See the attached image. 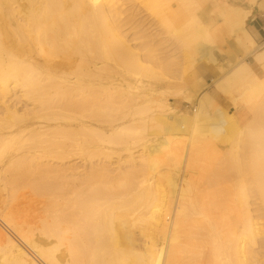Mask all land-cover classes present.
<instances>
[{
	"label": "bare ground",
	"instance_id": "obj_1",
	"mask_svg": "<svg viewBox=\"0 0 264 264\" xmlns=\"http://www.w3.org/2000/svg\"><path fill=\"white\" fill-rule=\"evenodd\" d=\"M208 1L0 0V184L47 194L34 223L0 199V264H264V49L262 75L244 61L264 3ZM225 59L244 125L200 92Z\"/></svg>",
	"mask_w": 264,
	"mask_h": 264
},
{
	"label": "rangeland",
	"instance_id": "obj_2",
	"mask_svg": "<svg viewBox=\"0 0 264 264\" xmlns=\"http://www.w3.org/2000/svg\"><path fill=\"white\" fill-rule=\"evenodd\" d=\"M206 2H207V4L208 5H210V2L208 1V0H206ZM204 5L203 6H208L205 2L203 3ZM174 6V5H173ZM260 14V13H259ZM250 18L251 17H249L247 20H246V22H245V28H246V26L248 25V23H249V20H250ZM164 36H166L165 37V42H164V40H163V48H164V46L166 47L167 46V48H164V52L166 53L167 51H169L170 53H168L169 54V56L170 55H176V53H177V55L179 54V52L178 51H176V53H175V51H173V53H172V48H173V50H175L176 48H175V44H173L174 42V40L171 42V40H172V38H168V36L165 34ZM167 39H169V40H167ZM168 41V42H167ZM171 44H170V43ZM168 44H170V46H168ZM171 45H172V48H170L171 47ZM254 46V47H253ZM162 47H159L158 46V48L161 50V52H160V50L158 49V52H160L161 54L162 53H164L163 52V48ZM175 48V49H174ZM165 49H168V50H166L165 51ZM170 49H171V51H170ZM231 51H230V50ZM250 49L251 50H253L251 53H249V55H248V53H246L247 51H245V49H244V53L246 54L245 55V58H244V61H246L248 64H249V66L251 67V69L253 70V72L255 73V74H257L258 76H260V75H262V64L261 63H259V62H255V60L252 58L253 56H254V54H255V52L257 51V52H259V51H261V50H263L264 49V41H262L261 43H257V44H255L254 43V41H253V44L251 45V46H249V48H248V51H250ZM177 50V49H176ZM223 50H225V51H223ZM227 51H229V53L231 54V52H232V48L231 47H229L228 45L226 46L225 44L222 46V52L227 56V55H229V53L227 52ZM164 53V54H165ZM168 54H165V55H163V56H165V58L164 57H162L163 59H170V57L169 56H166V55H168ZM176 55V56H177ZM180 55V54H179ZM179 55L177 56V58L179 57ZM162 56V55H161ZM167 57H169V58H167ZM175 57V56H174ZM177 58H175V59H177ZM180 58V57H179ZM178 58V59H179ZM226 58V57H225ZM181 59V58H180ZM179 59V60H180ZM246 59V60H245ZM253 59V60H252ZM171 60V59H170ZM172 60H174V59H172ZM171 60V61H172ZM175 61V62H180V61ZM226 61H218L214 66H212V67H208V66H203V63H206V61L204 62V60H202L201 62H199V64L201 65V67H200V71H201V73H203V79H204V76L206 77L203 81H204V83H205V86L200 90V92H207L212 98H213V106H220V107H222L223 109H225V112H226V114L229 116V115H231V117H232V119L234 120V121H237V122H239V123H241L242 125H244V124H246L249 120H250V116H249V112L247 111V108L245 107V106H243V105H241L240 103H239V105L237 106V105H233L232 104V102H231V100H229L230 98H231V96L230 97H228L229 95H227L226 94V96H225V94H223V93H221L217 88H216V86L214 85V83L212 82V79H213V77H214V74L216 73V71H218V69H217V67H220V65L222 64H228V59H225ZM169 61V60H168ZM252 61V62H251ZM174 62V64H172L171 65V69L172 68H174V67H176L175 65H176V63ZM181 62H182V60H181ZM219 63V64H218ZM171 64V63H170ZM178 64V63H177ZM168 65H169V63H168ZM173 65H174V67H173ZM221 65V66H222ZM171 69H168L169 71L171 70ZM167 71V70H166ZM205 88V89H204ZM205 90V91H204ZM174 95H168V96H170V97H168V103L171 105V107H172V111L173 112H170V113H177L178 115L177 116H174V117H177V118H179V119H184L183 117H180V114H181V116L184 114V113H187V114H189V113H191V112H194V110H195V107L193 106V105H191V104H188V103H186L185 102V100H183V98H182V96H183V93H173ZM175 94H177V96L175 95ZM233 95H237V93L235 92H233ZM173 96V97H172ZM201 110H199L197 113L198 114H201ZM179 116V117H178ZM174 122V121H173ZM183 122V123H182ZM182 123V124H181ZM176 124H178L177 126H178V129L179 128H181V129H183V131L186 129V127L185 126H187V123H185L183 120L182 121H179L178 123H176ZM183 125V127L181 126V125ZM181 126V127H180ZM180 129V130H181ZM114 148V149H113ZM113 153H110V154H112V156H111V161H109V162H111V165H115L116 164V161H117V164L116 165H119L118 163L119 162H124L125 160L124 159H127V158H125V157H127L126 155H125V153L123 154V151L122 150H120V149H116L117 148V146H113ZM139 147H137L136 149H138ZM136 149L134 150V151H136ZM122 151V152H121ZM116 152H118L119 154L117 155V154H115ZM137 152H135V153H133V155H137L136 154ZM115 154V155H114ZM117 155V156H116ZM114 156H116V158L114 157ZM119 156V157H118ZM123 157V158H122ZM107 159V160H106ZM113 159H114V161H113ZM117 159V160H116ZM104 160V159H103ZM105 160H106V162L104 161V163H108L107 161H108V158H105ZM119 160H121V161H119ZM124 160V161H123ZM72 162H76L77 163V165H79L80 163L78 162V160H73ZM71 162V163H72ZM115 162V163H114ZM112 163H114V164H112ZM124 164V163H123ZM122 164V165H123ZM110 165V164H109ZM121 165V164H120ZM1 168V167H0ZM80 170V169H79ZM0 174H1V172H0ZM2 175V174H1ZM2 180H0V182H1ZM3 187H4V189L5 190H7V192H5V190H1V191H3V192H5V193H2L1 191V195H0V199L3 201V199H4V203H5V205H7L6 204V201L7 200H11V198L13 199L14 197H15V194L12 196V193L11 192H9L10 190H12L10 187H7V186H11L10 184L9 185H5L4 184V181H3ZM2 184H0V187H1V185ZM26 186V185H25ZM23 184L21 185V187H20V185L18 186V187H20V188H22L21 190H19V191H17V193H16V196H18V197H15L16 199H14V202H12V204H11V202H8V203H10L12 206L14 205V204H16V205H18V206H14L13 208H12V210H13V213L15 214L16 212H19V215H20V217H18L17 216V213L15 214V216L16 217H18L19 219H21V217L24 219V221L26 222V223H32L33 221H35L36 222V220L41 216V215H43V213L41 212V211H43V209L44 208H42V206L43 207H45V202L47 201L45 198L47 197V196H45V195H47L44 191H38V192H36V193H38V194H35L34 193V191H32V193H34L33 194V196H32V194H30L31 193V189H27L26 187L28 186H26L25 187ZM7 187V188H6ZM17 187V188H18ZM23 187L25 188V189H27V190H24L23 189ZM8 188H10V189H8ZM19 188V189H20ZM29 188V187H28ZM9 190V191H8ZM22 190H24V191H26V193H27V191H28V195H26L25 197H24V199H23V196L25 195V192L24 191H22ZM56 191H57V189H56ZM58 191H59V189H58ZM63 190H61V195L64 193V192H62ZM22 192H24V193H22ZM54 194H57V193H55V190H53L52 191ZM7 193V194H6ZM20 193V194H19ZM22 193V194H21ZM41 193V195H39ZM60 193V192H59ZM30 194V195H29ZM3 195H5V197H3ZM9 196V198L10 199H8V196ZM42 195H44V196H42ZM32 196V197H31ZM28 197V198H27ZM42 198V200H41V198ZM21 199H23V200H21ZM12 201V200H11ZM45 201V202H44ZM30 202V203H29ZM18 203V204H17ZM0 204H2V203H0ZM3 205V204H2ZM10 206V205H9ZM8 206V207H9ZM12 206H10V207H12ZM0 207H1V205H0ZM10 207L8 208L10 211H11V209H10ZM22 208V209H21ZM30 209H31V211H30ZM41 209V210H40ZM15 210V211H14ZM37 211H39L38 213H37ZM12 212V211H11ZM40 213H42V214H40ZM34 223V222H33ZM140 237V238H139ZM142 238V236L140 235V233H139V231L137 230V229H134L133 231H132V242H133V244L138 248V249H140V248H142L141 246H142V244L144 245V243H142L141 244V242H143V239H141ZM140 241V242H139ZM261 252L260 253H262V256H264V249H262V250H260Z\"/></svg>",
	"mask_w": 264,
	"mask_h": 264
},
{
	"label": "crops",
	"instance_id": "obj_3",
	"mask_svg": "<svg viewBox=\"0 0 264 264\" xmlns=\"http://www.w3.org/2000/svg\"><path fill=\"white\" fill-rule=\"evenodd\" d=\"M263 3H264V0H262V5ZM253 15L254 16L252 17L250 16L251 18L245 30L247 31L249 36L252 35L251 36L252 40L254 41L255 44H257V43H261L262 41H264V29H263L264 28V10L260 14L256 13Z\"/></svg>",
	"mask_w": 264,
	"mask_h": 264
},
{
	"label": "built area",
	"instance_id": "obj_4",
	"mask_svg": "<svg viewBox=\"0 0 264 264\" xmlns=\"http://www.w3.org/2000/svg\"><path fill=\"white\" fill-rule=\"evenodd\" d=\"M264 29V28H263Z\"/></svg>",
	"mask_w": 264,
	"mask_h": 264
}]
</instances>
